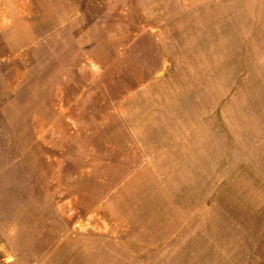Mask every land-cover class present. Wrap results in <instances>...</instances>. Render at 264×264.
<instances>
[{
    "label": "rangeland",
    "instance_id": "374dc122",
    "mask_svg": "<svg viewBox=\"0 0 264 264\" xmlns=\"http://www.w3.org/2000/svg\"><path fill=\"white\" fill-rule=\"evenodd\" d=\"M259 6L0 0V264H264Z\"/></svg>",
    "mask_w": 264,
    "mask_h": 264
},
{
    "label": "crops",
    "instance_id": "0c3cea01",
    "mask_svg": "<svg viewBox=\"0 0 264 264\" xmlns=\"http://www.w3.org/2000/svg\"><path fill=\"white\" fill-rule=\"evenodd\" d=\"M260 9L264 6H259ZM264 9V8H263ZM261 11V10H260ZM264 23L263 22H253V28L250 26V23H247L246 28L250 30V32H246V36L242 37L239 36V40H238V45L241 46L239 47V51H243V55L244 57H246V55H248V59H256L254 56V54H256L258 56V54L260 53L262 56L260 58H263L262 60H264V48H258V46H262L264 44V27H263V31H261V27ZM252 29V32H251ZM257 31V32H256ZM247 45H254V48H250V47H246ZM244 46V47H243ZM247 51L249 53L253 52V54H247ZM253 56V57H252ZM252 57V58H251ZM247 59V57H246ZM245 59V60H246ZM260 72L257 73V75L264 77V68L259 69ZM240 118L239 123H243L242 118ZM244 124H246V119L244 118ZM253 125H256V122L253 121ZM1 251V250H0Z\"/></svg>",
    "mask_w": 264,
    "mask_h": 264
}]
</instances>
